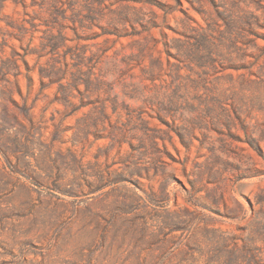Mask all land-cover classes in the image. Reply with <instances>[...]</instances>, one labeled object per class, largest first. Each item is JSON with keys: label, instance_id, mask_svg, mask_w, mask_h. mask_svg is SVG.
<instances>
[{"label": "rangeland", "instance_id": "1", "mask_svg": "<svg viewBox=\"0 0 264 264\" xmlns=\"http://www.w3.org/2000/svg\"><path fill=\"white\" fill-rule=\"evenodd\" d=\"M0 264H264V0H0Z\"/></svg>", "mask_w": 264, "mask_h": 264}]
</instances>
